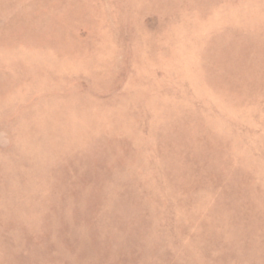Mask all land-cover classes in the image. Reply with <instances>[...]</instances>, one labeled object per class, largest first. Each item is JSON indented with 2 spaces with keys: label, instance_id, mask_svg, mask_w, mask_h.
Listing matches in <instances>:
<instances>
[{
  "label": "rangeland",
  "instance_id": "374dc122",
  "mask_svg": "<svg viewBox=\"0 0 264 264\" xmlns=\"http://www.w3.org/2000/svg\"><path fill=\"white\" fill-rule=\"evenodd\" d=\"M0 264H264V0H0Z\"/></svg>",
  "mask_w": 264,
  "mask_h": 264
}]
</instances>
